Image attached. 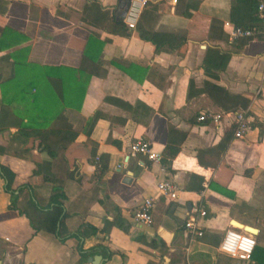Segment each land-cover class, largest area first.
<instances>
[{
  "label": "crops",
  "instance_id": "1",
  "mask_svg": "<svg viewBox=\"0 0 264 264\" xmlns=\"http://www.w3.org/2000/svg\"><path fill=\"white\" fill-rule=\"evenodd\" d=\"M124 1L0 0V79L6 80L0 164L16 174L13 188L30 183L40 207L54 187L64 192L61 237L70 235L63 241L32 229L0 175V264H96L99 255L100 264H245L220 245L226 229L249 232L246 226L264 248V43L229 38L223 26L233 22L238 0H149L138 29L125 25L122 34ZM250 10L246 3L235 14L247 21ZM140 31L165 40L154 44ZM210 46L232 54L223 71L203 68ZM31 80L41 107L51 109L53 157L9 123L27 121L30 103L23 97ZM235 111L252 120L244 139L234 138L232 118L224 114ZM204 112L223 117L199 122ZM138 137L161 156L166 145L179 148L168 164L178 197L159 199L150 226L133 214L156 195L164 175L146 156L129 152ZM100 162L108 166L102 175ZM48 172L55 182H43ZM196 207L207 210L199 218L201 237L184 226ZM106 223H113L108 233L101 231ZM88 225L97 232L73 236L87 233ZM99 244L110 259L96 251ZM252 259L264 264V252Z\"/></svg>",
  "mask_w": 264,
  "mask_h": 264
},
{
  "label": "trees",
  "instance_id": "2",
  "mask_svg": "<svg viewBox=\"0 0 264 264\" xmlns=\"http://www.w3.org/2000/svg\"><path fill=\"white\" fill-rule=\"evenodd\" d=\"M260 0H238L237 5L233 7V24L241 27H261L263 26L262 20L258 16V4ZM246 3L250 4V16L247 21H245V18L241 16L238 18L236 16V12L244 6H246ZM119 24L118 26L123 29L127 28L125 25V22H117ZM128 29V28H127ZM138 28H133L129 30H137ZM127 33L124 29L122 30V34ZM140 37L151 41L154 44H159L161 45L162 42L165 40V37L159 34L155 33H145L140 31L139 32ZM262 42L264 43V35L257 34L252 37H248V42ZM232 54L229 51H226L222 49L221 47L218 46H210L208 47L207 53L204 58V65L203 68H210L216 71H223L226 66H228L229 60L231 59ZM6 83L5 81H2L0 79V84L4 88V85ZM30 83V84H29ZM29 85V94H25L26 96L23 97V99H28L29 100V109H25V117L27 121H24V119H21V121H16L14 120L13 122H9L10 124H16L20 126V133L26 138V139H31L34 142H38L37 144V150L39 152H47L50 157L54 156V150L52 148V144L50 142V136L53 134L54 131L49 130L50 129V124H51V118L49 117L51 109L48 107H41V97H40V92L38 89V84L35 81H30L28 82ZM56 85V84H55ZM60 85H64L63 82L60 83ZM27 88V86L22 87V91H24ZM60 90V87H57ZM5 89V88H4ZM3 89V90H4ZM36 90V92H34ZM34 92V93H33ZM61 97V98H59ZM58 99H66L62 93H60ZM49 98V101L51 104H55V102ZM5 100V99H3ZM70 101V100H69ZM4 104V102L2 101ZM1 105L0 109V126H2L4 123H6V119L4 116V105ZM69 104V103H68ZM61 120V118L55 117V120ZM97 121V116H90L87 119V126L92 127L95 125ZM208 121V120H206ZM61 126L65 127L66 124H61ZM77 134L72 135V142L75 140V137ZM30 148L26 145L24 148L25 151H29ZM179 148L176 146H171V145H166L165 151H164V160L163 163L167 166L170 163V161L175 157V155L178 153ZM108 166L106 162H100L98 170H100L99 175H102L104 172H106ZM0 175L1 177L5 180V191L6 193L8 192L10 195V198L12 200V203L19 206L21 209V213L26 215L27 218L30 220V226L32 229L35 231H43V232H48L52 233L58 237H61L62 234L64 233L63 231V223H64V218H65V207H64V200L67 198L66 195L64 194L61 189L54 187L52 193L49 195V203L47 204V207H40V205L36 202V199L34 198L33 195V188L30 185V183H26L22 186H19L18 188H13L12 183L15 181V173L12 171L10 167H6L4 165L0 164ZM56 177L50 172H48L44 178L43 182H55ZM24 188H27V192L24 196V199L20 200L21 193ZM113 223H106L104 224L103 228L101 229L102 232L108 233L109 230L112 228ZM90 227V228H89ZM97 228L88 225V232L86 233L84 230L80 231L78 230L73 236L79 237V238H86V236L90 233H96ZM69 234H67L68 236ZM67 236L61 237V240H65ZM70 236V235H69ZM81 251V255L85 258L87 256V253H83L82 247H79ZM101 251L102 254L106 259H110L112 257V252L107 248L106 246L103 245H98L96 248V251ZM256 251H263L264 248L257 246L255 248V251L252 255V258L255 257ZM260 263L262 260H260Z\"/></svg>",
  "mask_w": 264,
  "mask_h": 264
},
{
  "label": "built area",
  "instance_id": "3",
  "mask_svg": "<svg viewBox=\"0 0 264 264\" xmlns=\"http://www.w3.org/2000/svg\"><path fill=\"white\" fill-rule=\"evenodd\" d=\"M175 2L177 0H174ZM149 0H130V5L125 13L124 22L129 29L135 28L143 9L147 6ZM258 16L262 20L263 26L259 27H241L230 21L224 22V29L227 32L231 41L241 39L243 37H252L257 34L264 35V0H260L258 4ZM232 118V130L234 138L244 139L247 133L251 130V118L246 112L235 111L232 113L225 112ZM223 113L220 112H204L198 117L199 122L213 120L220 122ZM129 152L131 154H139L146 156L152 163L159 166L160 173L164 178L156 185V195L153 197H145L138 209L134 212L133 217L136 221L143 225L150 226L153 224V212L160 198H177V183L172 175L169 174L168 166L163 163L164 157L160 153L155 152L151 143L145 137H138L129 144ZM99 161L100 157L96 156ZM207 210L203 207H196L191 212L184 226L188 233L192 236H203L202 228L200 227V217H205ZM224 238L220 245L221 250L228 253L231 257L239 259L245 264H255L252 255L257 246V239L254 234L246 231L242 232L235 228L226 229Z\"/></svg>",
  "mask_w": 264,
  "mask_h": 264
},
{
  "label": "water",
  "instance_id": "4",
  "mask_svg": "<svg viewBox=\"0 0 264 264\" xmlns=\"http://www.w3.org/2000/svg\"><path fill=\"white\" fill-rule=\"evenodd\" d=\"M129 5H130V0H126V1H124V2L120 5V12H119V14H120V16H121L122 19L124 18L125 13L127 12L128 8H129ZM235 223H237V222H235ZM234 225H235V224H234ZM235 226H236V225H235ZM240 226H241V225L239 224V225H237L236 227H240ZM244 228H245V231H246V230H249V232H255V229L252 228V227L246 226V227H244ZM96 259H97V261H96ZM93 261H95L96 264H100V263H101V256H100V255H99V256H96V257L93 259Z\"/></svg>",
  "mask_w": 264,
  "mask_h": 264
},
{
  "label": "bare ground",
  "instance_id": "5",
  "mask_svg": "<svg viewBox=\"0 0 264 264\" xmlns=\"http://www.w3.org/2000/svg\"><path fill=\"white\" fill-rule=\"evenodd\" d=\"M238 224V223H237Z\"/></svg>",
  "mask_w": 264,
  "mask_h": 264
}]
</instances>
